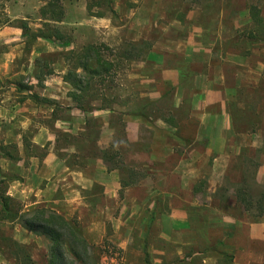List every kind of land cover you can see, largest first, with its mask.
I'll return each mask as SVG.
<instances>
[{"label": "crops", "instance_id": "1", "mask_svg": "<svg viewBox=\"0 0 264 264\" xmlns=\"http://www.w3.org/2000/svg\"><path fill=\"white\" fill-rule=\"evenodd\" d=\"M197 34L156 45L149 66L142 63L132 74L139 83L140 104L124 105L119 114L128 147L126 167L132 174L142 171V176L131 177L120 166H110L105 156H95L87 165L67 164L52 148L53 132L33 123V145L50 148L43 156H32L36 169L27 177V187L44 197L35 203L49 202L68 219L76 216L87 238L101 236L102 241L108 226L117 227L120 238L124 224L120 244L128 248L138 229L133 221H140L138 236L146 239L152 222L159 228L163 206L169 207L164 217L174 234L199 230L194 223L201 221L220 234L219 251L234 256L231 264H264V212L255 217L237 193L246 188L255 207L260 197L252 190L264 188V43L232 51L222 35L209 40ZM97 111L111 116L116 108L97 107L94 117ZM55 121L56 127L73 130L64 118ZM106 125L107 141L102 134L96 140L104 151L118 141L115 127L110 121ZM232 175H238L237 183L231 184ZM156 236L171 238L160 229ZM214 237L207 236L210 246L218 243ZM143 249L135 245L134 252Z\"/></svg>", "mask_w": 264, "mask_h": 264}, {"label": "rangeland", "instance_id": "2", "mask_svg": "<svg viewBox=\"0 0 264 264\" xmlns=\"http://www.w3.org/2000/svg\"><path fill=\"white\" fill-rule=\"evenodd\" d=\"M45 3V0H0V152L14 156L0 157V190L17 199L24 210L38 206L55 209L49 202L35 203L44 197L27 187V177L34 176L36 169L32 156H43L50 148L33 145L34 126L30 124H44L53 132L56 142L52 148L67 164L87 165L94 161L93 157L105 156L110 166H120L126 174L140 177L142 171L132 174L126 167L124 157L128 147L119 111H124V105L140 104L139 83L132 74L140 70L142 63L146 68L149 66L147 60L155 46L168 40L192 38L197 33L209 40L222 35L232 51L264 43V22L256 23L250 15L251 6H255L264 19V0H62L63 20L50 23L42 17ZM28 29L51 37L33 39L24 35ZM92 45L95 49L90 50ZM99 56L112 63L103 65L110 66L108 71L98 64ZM92 69H100L99 75L92 73ZM97 107H114L116 112L108 116L97 111L99 114L94 117ZM56 118H64L65 125L73 130L56 127ZM108 121L115 127L118 141L104 151L97 147L96 140L102 134L107 141ZM72 149L76 152H66ZM127 164L140 166L133 159H128ZM230 179L234 181L231 184L237 183L238 175ZM252 191L257 197H264L263 187ZM168 208L160 206L159 228L157 222H152L146 239L138 236L140 221H133L138 229L133 231V242L128 240L132 243L128 248L120 244L125 240L124 224L118 230L120 238L116 237L118 228L109 226L102 241L101 236L88 237L99 264L233 262V255L219 251L220 234L201 221L194 223L199 230L174 234L171 222L164 217ZM227 208L236 212L233 206ZM252 208L256 217L264 205ZM71 219L79 221L76 216ZM79 225L85 235L80 222ZM158 229L160 233H170L171 238H158ZM211 233L218 242L213 246L207 238ZM15 241L26 247L37 264H46L49 240L16 221L3 220L0 215V264H18L13 255L19 249ZM135 245L143 246L144 253L134 252Z\"/></svg>", "mask_w": 264, "mask_h": 264}, {"label": "trees", "instance_id": "3", "mask_svg": "<svg viewBox=\"0 0 264 264\" xmlns=\"http://www.w3.org/2000/svg\"><path fill=\"white\" fill-rule=\"evenodd\" d=\"M45 1L46 3L41 9L42 17L49 23L62 21L65 15L62 0ZM250 15L256 23L264 22V19L259 16L260 13L255 6H251ZM99 16H102V14H99ZM24 35H30L33 39L51 37L44 33H32L29 29L25 31ZM93 49H95V45L90 47V50ZM97 62L102 67L104 64L112 65L110 62L103 61L100 56L97 57ZM109 69L110 66L103 67V70L108 71ZM99 71L100 69L91 70L92 73L98 75ZM69 80L72 81V79ZM31 96L37 98L36 94ZM44 100L49 99L45 98ZM4 156L14 158L12 153L8 152L4 154L0 152V157ZM126 185L127 183L122 181V186L125 187ZM237 193L238 198L244 202L246 209L249 210L254 206L252 196L246 188L240 189ZM263 198L262 196L258 199L257 206L263 207ZM263 212L264 208L261 212L259 211V214H263ZM0 215L3 220L16 221L24 228L38 235L45 236L49 240L46 264H99L98 256L95 254L88 238L83 234L77 219H68L57 210L46 206H38L31 210H24L18 200L7 194L4 190H0ZM15 246L19 248L13 254L18 264H37L24 245L15 241ZM147 262L149 264V261Z\"/></svg>", "mask_w": 264, "mask_h": 264}]
</instances>
